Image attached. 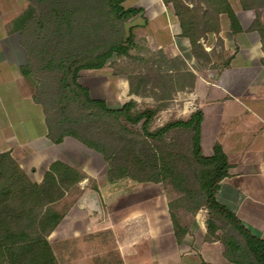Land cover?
Wrapping results in <instances>:
<instances>
[{"label": "crops", "instance_id": "1", "mask_svg": "<svg viewBox=\"0 0 264 264\" xmlns=\"http://www.w3.org/2000/svg\"><path fill=\"white\" fill-rule=\"evenodd\" d=\"M228 1L241 31L233 34L222 14L219 32L207 33L199 41L210 57L215 56L212 62L221 63L220 69L198 65L177 16L162 0H124L122 6L140 11L131 26L137 39L169 59L180 58L195 76L193 88L184 93V107L165 112L176 111L184 121L196 111L202 112V155L210 157L220 149L229 164L228 176L215 198L264 240V40L251 29L254 12L242 10L239 0ZM30 7V0H0V154L9 153L22 170H38L41 181L53 162H64L56 153L67 138L59 144L50 140L43 108L34 101L31 76L24 71L28 57L21 41ZM259 21L264 26V10ZM122 181L130 185L120 187ZM107 184L113 188L111 193L114 190L110 200L100 181L99 192L80 187L81 195L49 235L56 236L63 224L70 259L90 264L111 248L119 264H234L225 257L220 231L208 238L206 209L194 214L186 233L177 240L164 196L154 198L147 207L117 203L127 191L158 184L129 179ZM91 192L96 195L95 205L85 198Z\"/></svg>", "mask_w": 264, "mask_h": 264}, {"label": "trees", "instance_id": "2", "mask_svg": "<svg viewBox=\"0 0 264 264\" xmlns=\"http://www.w3.org/2000/svg\"><path fill=\"white\" fill-rule=\"evenodd\" d=\"M31 1H36L37 4H50L48 7H51L54 13L57 7H62L58 22L54 17L51 22L50 20L44 21L38 27L35 20H31L34 9L31 5L21 41L33 60L32 63H29L30 65L25 67L24 71L26 73L30 74L29 72H32L34 62L43 64L42 69L44 70L57 69L58 72L62 73L61 78L54 79L58 85L54 93V100L57 105L61 104L63 106L57 107V116H48L46 108L34 93V101L43 108L50 140L55 144H59L64 138L70 137L104 157L109 143L113 142L116 147L120 146L119 150L124 152L127 161L130 157L136 158L138 154L143 155L144 151L141 150L140 153L135 154L133 152V146L135 145L128 141L122 143L121 139L117 141L113 138L119 135V129L126 133L129 132L126 127L118 122L120 118H123L127 123H141L142 135L145 140L161 141L167 133L178 129L191 132V158L196 166L193 173V180L196 183L195 190L185 187V177L176 169V166L168 161L171 154L167 158L156 154L150 156L154 162L150 163L149 166H144V164L142 167L135 168L133 166L136 165L135 163L115 164L108 172L107 181L115 183L129 179L139 184H162L164 181L170 180V185L177 193H182L189 201L194 202V206L191 204L189 217H186L184 211H178L177 204L168 200V194L165 193L177 240H180L186 233V227L194 214L199 210L206 209L208 211L207 234L209 239L214 237L217 231H221L213 219L214 216L226 220L230 227L229 232H226L224 236L220 235L219 238L225 247V257L231 263L264 264V240L245 228L215 198L221 181L228 176L229 164L226 155L220 149H215L210 157L202 155L199 141L200 125L203 118L201 111H196L186 121L178 119L166 123L155 132H151L149 126L155 117L153 111L148 110L139 113L137 118L132 120L130 114L135 109L133 101L118 108H110L103 100L92 99L89 91L79 85L77 81L79 72L100 70L113 58L128 55L137 40H139L135 37L133 28L131 27L128 30V37L124 43L105 45L102 52L95 55L92 53L91 57L88 58L79 57L77 59L79 55L83 56L84 53L82 50L77 52V48H81L79 47L80 43L77 41L78 33L72 28L71 14L67 8L64 9L66 7V4L63 3L64 0ZM99 1L102 6L106 5L110 8V13L114 18L121 21L131 20L140 14L138 9H124L122 6L124 0ZM162 1L166 5L170 4L167 0ZM211 1L215 3H212L214 6L218 7L214 11L217 19L215 26L205 29L204 34H217L219 32L218 18L222 14L227 16L232 33H239L241 28L229 1ZM239 3L242 10H253L245 6L244 0H239ZM171 8L179 20L182 35L190 40L194 58L199 61L197 49H200L203 52L202 54L207 55L199 44L201 37H193L190 33L191 29L187 27L182 16L173 7ZM259 18L255 13V20L251 29L257 30L264 40V26L260 23ZM55 37L58 39L56 44L58 41L61 42L57 45L60 50L56 49L53 53H48L45 49L47 42L52 38L56 39ZM143 42L145 41L143 40ZM71 48H73V54L70 52ZM158 52L165 56L163 52ZM43 55H47L48 59H42ZM165 58L167 61L177 60L181 62V69L175 71L176 76L173 75L174 71L165 70L171 83L174 81L171 85L176 84V80L189 79L187 86L179 87L178 92L191 90L195 76L191 73L187 64L180 58L169 59L166 56ZM90 124L93 125L89 126ZM81 128L83 134L80 132ZM85 129L89 133H85L83 131ZM94 137H97L98 140L93 139ZM171 159L174 160L173 157ZM139 174H142L143 177H139ZM84 178L78 170L56 162L50 166L40 183H31L25 179L22 169L17 166L9 153L0 154V264H58L48 237L57 228L70 205L60 212L56 206L67 196L68 190L72 188L71 186L77 185Z\"/></svg>", "mask_w": 264, "mask_h": 264}, {"label": "rangeland", "instance_id": "3", "mask_svg": "<svg viewBox=\"0 0 264 264\" xmlns=\"http://www.w3.org/2000/svg\"><path fill=\"white\" fill-rule=\"evenodd\" d=\"M167 1L170 3L168 6L173 7L175 11L182 16L187 27L191 29L190 33L193 37L200 36V40H202V38H206L204 30L215 26L217 17L214 11L218 9V7L214 6L215 3L213 1ZM63 3L66 4L64 9L67 8L71 14L72 28L78 33L77 41L80 43L79 47L81 48H73H77V52L82 50L84 53V57L79 55L77 59H79V57L88 58L91 57L92 53L95 55L102 52L103 46L105 45L112 43L122 44L128 37V30L131 28L134 19L132 18L131 20L121 21L114 18L110 13V8L106 7V5L102 6L99 0H64ZM244 3L246 7L253 9L249 11L255 12L258 17L261 16V11L264 10V0H244ZM30 5L34 7L31 20L33 21L34 19L37 26L42 25V22L47 20H50L51 22V19L54 17L56 22L60 20L58 17L60 16L62 7H57L54 13V10H51V7H48L50 5L48 3L37 4L36 1L30 0ZM27 13L29 14L30 12ZM218 22L220 26V18H218ZM53 38L47 42V47H45L48 53H53L56 49L60 50L57 45L61 44V42L58 41L56 44L58 39L56 37V39ZM219 44V42H216L217 46H219ZM73 48L70 49L72 54ZM197 50L200 60L196 61L201 68H207L208 66H211L210 68L212 69L221 68L220 62H212V58H215V56L210 57L209 54H207L208 56L202 54L203 52H201L200 49ZM25 51L28 57V66L33 60L28 55V51L26 49ZM42 59L47 60L48 56L43 55ZM217 59H219V57ZM42 65L43 64L34 62L33 68H30L32 72H29V77L31 76L30 79L33 83L35 96L46 108L47 115L54 116L57 113V107H63L61 104L57 105L54 100V93L58 87L54 79L61 78L62 73L60 71L58 72L57 69L44 70L42 69ZM167 69L174 71L173 75H175V71L181 69V62L177 60L167 61L165 56L160 52L151 51L146 46L145 42H143L142 39H139L127 56L113 58L100 70L81 71L78 74L77 81L79 85L85 87L89 91V95L92 99L103 100L110 108H118L125 103L133 101L135 109L130 114L132 120H135L139 113L148 111L149 109L153 112L155 111L156 115L149 126V131L155 132L166 123L181 119L182 116H178L176 111L169 113L165 112V110L168 108L174 109L176 107L177 109L179 107H184L183 102L186 101V95H184V93H187L188 91L183 90L178 92L179 87L187 86L189 79L176 80V84L171 85L174 81L171 83V80L166 73L167 71H165ZM118 122L126 127L129 132H123L118 127L119 135L114 136L113 138L117 141H120L121 139L122 143H125V141L132 143L135 145L133 146V152L135 154L140 153L141 150L144 151V154L141 156L138 154V157L136 158L130 157L126 161L127 158L124 157V152L119 150L120 146L116 147L115 144L111 142L106 149L107 153L104 157L102 154L87 148L79 141L67 137L65 145L61 146V149L56 153L64 162L58 160L53 163H62L78 170L83 175V178H85L77 185L71 186L72 188L68 190L67 196L56 206L59 212L63 211L67 206L79 198L81 195L80 187L89 188L91 191L97 192L99 190L97 181H100L105 196L107 195L110 200V197L113 196L114 190L112 193L110 192L112 187L107 184V175L111 168H113L115 164L122 165L124 163H135L136 165H133L135 168L142 167L144 164V166H149L150 163L154 162L150 157L154 154L157 156H164L165 158L171 154L168 161L176 166V169L185 177V187L190 190L196 189V183L193 180V173L196 166L193 163L190 151L191 132L189 133L186 130L178 129L167 133L164 136L165 138L161 141L145 140L142 135L141 123H127L123 118H120ZM92 125L93 124H90L89 126ZM94 126L96 127V125ZM83 131L85 133L88 132L87 129ZM80 132L83 134L82 128ZM93 139L98 140L97 137H94ZM172 157L174 160L171 159ZM17 166L19 165L17 164ZM50 166L45 171L42 178H44ZM22 172L25 175V179L31 183H40L42 181H39L41 178V172L38 170L30 171V169L27 168L22 170ZM139 177H143L142 174H139ZM170 183V180H166L164 183L158 184V186L146 185L139 187V190L133 192L131 190L127 191L121 197H118L117 203H130V207H147L154 198H158L161 195L166 198L165 193H167L168 200L177 204L178 211H184L186 217H189V210L192 208V205L194 206V202H192V200L189 201L182 193H177ZM79 184L80 186H78ZM119 184L121 185L120 187L123 188H127V186L130 185L128 181H122L119 182ZM213 219L217 227L221 229L219 235L224 236L226 232H229L228 230L230 227L226 220L219 216H214ZM251 229L253 232H256L255 229ZM59 230L60 231L56 236L48 237L56 254L57 263L89 264V262L84 259L80 261L79 258L75 260V258L70 259L68 257L69 249L65 246V242H63V236H65L67 232L64 231L63 224ZM108 249L109 250L104 253L103 258H91L92 260L90 264H119L117 256H114V250L111 248ZM70 260H72V262H70Z\"/></svg>", "mask_w": 264, "mask_h": 264}, {"label": "water", "instance_id": "4", "mask_svg": "<svg viewBox=\"0 0 264 264\" xmlns=\"http://www.w3.org/2000/svg\"><path fill=\"white\" fill-rule=\"evenodd\" d=\"M85 198L87 201L93 203L94 205L97 204L96 195L94 193H88Z\"/></svg>", "mask_w": 264, "mask_h": 264}]
</instances>
